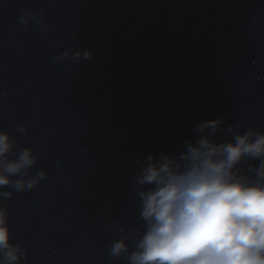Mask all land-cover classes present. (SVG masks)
<instances>
[{
	"label": "water",
	"instance_id": "obj_1",
	"mask_svg": "<svg viewBox=\"0 0 264 264\" xmlns=\"http://www.w3.org/2000/svg\"><path fill=\"white\" fill-rule=\"evenodd\" d=\"M216 119L218 143L238 123L264 131V0H0V130L48 173L0 189L19 264H128L146 230L140 162L179 156Z\"/></svg>",
	"mask_w": 264,
	"mask_h": 264
},
{
	"label": "clouds",
	"instance_id": "obj_2",
	"mask_svg": "<svg viewBox=\"0 0 264 264\" xmlns=\"http://www.w3.org/2000/svg\"><path fill=\"white\" fill-rule=\"evenodd\" d=\"M38 13L25 11L18 22L27 25ZM42 19V18H41ZM91 50L64 52L61 59H90ZM222 119L201 123L195 142L185 141L179 156L149 155L135 177L140 185V219L146 230L137 233L136 248L128 253L126 238L112 243L110 255L128 253V264H264V131L241 124L227 129L231 141L215 139ZM18 132L28 133L20 125ZM16 140L0 130V189L30 191L48 173L31 169L39 157L32 148L16 151ZM258 160V165L250 162ZM242 163H248L244 170ZM15 177V178H14ZM12 191H0L10 198ZM8 207L0 206V264H19L25 247L13 243Z\"/></svg>",
	"mask_w": 264,
	"mask_h": 264
}]
</instances>
